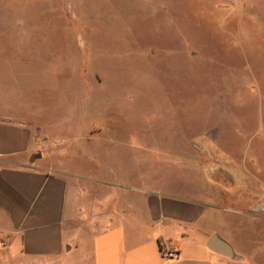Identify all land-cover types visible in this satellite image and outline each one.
Returning <instances> with one entry per match:
<instances>
[{
  "label": "rangeland",
  "instance_id": "374dc122",
  "mask_svg": "<svg viewBox=\"0 0 264 264\" xmlns=\"http://www.w3.org/2000/svg\"><path fill=\"white\" fill-rule=\"evenodd\" d=\"M177 2L146 17L136 0H0V117L56 138L92 113L109 173L213 200L264 264V0Z\"/></svg>",
  "mask_w": 264,
  "mask_h": 264
},
{
  "label": "crops",
  "instance_id": "0c3cea01",
  "mask_svg": "<svg viewBox=\"0 0 264 264\" xmlns=\"http://www.w3.org/2000/svg\"><path fill=\"white\" fill-rule=\"evenodd\" d=\"M135 4L146 17L175 16L178 2ZM79 115L58 122L56 138L27 118L0 117V264H252L237 248L239 219L209 198L130 191L126 177L108 172L109 132L92 113ZM213 235L233 259L207 247Z\"/></svg>",
  "mask_w": 264,
  "mask_h": 264
},
{
  "label": "water",
  "instance_id": "95a60500",
  "mask_svg": "<svg viewBox=\"0 0 264 264\" xmlns=\"http://www.w3.org/2000/svg\"><path fill=\"white\" fill-rule=\"evenodd\" d=\"M207 247L220 255L230 259L234 258V251L232 247L227 242L219 239L216 235L210 237L207 242Z\"/></svg>",
  "mask_w": 264,
  "mask_h": 264
},
{
  "label": "built area",
  "instance_id": "2783aa9c",
  "mask_svg": "<svg viewBox=\"0 0 264 264\" xmlns=\"http://www.w3.org/2000/svg\"><path fill=\"white\" fill-rule=\"evenodd\" d=\"M4 244L0 242V247H3ZM162 256L166 259H173L177 256L176 252H164L162 253Z\"/></svg>",
  "mask_w": 264,
  "mask_h": 264
}]
</instances>
